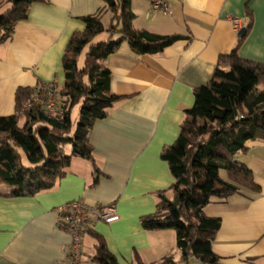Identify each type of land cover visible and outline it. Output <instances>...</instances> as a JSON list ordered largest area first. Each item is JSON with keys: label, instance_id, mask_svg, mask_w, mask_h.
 Wrapping results in <instances>:
<instances>
[{"label": "crops", "instance_id": "obj_1", "mask_svg": "<svg viewBox=\"0 0 264 264\" xmlns=\"http://www.w3.org/2000/svg\"><path fill=\"white\" fill-rule=\"evenodd\" d=\"M168 2L171 15L150 11L149 0H130L132 28L184 39L155 55H137L125 42L103 62L110 71V94L122 100L94 121L88 135L100 172L97 183L93 185L92 163L73 157L49 191L14 198L0 186V264L63 261L71 235L59 228L56 208L72 201L111 206L118 216L113 223L90 224L82 241L81 264H97L92 233L102 236L118 264H137V258L143 264H158L170 256L175 264L182 263L175 232L144 230L140 219L156 212L161 193L171 198L174 178L160 155L176 141L184 111L194 103V89L207 84L218 59L237 46L233 19L240 21V29L251 21L237 48L240 58L264 65V0ZM89 16H97L105 29L112 21L104 0L30 5L27 19L18 22L10 39L0 45V117L15 113L20 88L43 83L63 87L66 45L84 31L82 19ZM110 37L116 39L117 31L104 32L95 41ZM263 89L264 82L258 91ZM63 151L70 154L71 145ZM236 160L250 169L258 190L241 186L204 208L206 217L220 219L212 251L219 257L217 264H264V140L249 142ZM190 260L197 261L191 257L188 264Z\"/></svg>", "mask_w": 264, "mask_h": 264}, {"label": "trees", "instance_id": "obj_2", "mask_svg": "<svg viewBox=\"0 0 264 264\" xmlns=\"http://www.w3.org/2000/svg\"><path fill=\"white\" fill-rule=\"evenodd\" d=\"M43 1L4 0L0 45L10 39L18 22L27 19L30 5ZM104 2L113 15L109 27L105 29L97 16L83 18L84 31L74 34L66 45L62 57L65 82L58 92L56 113L48 115L37 105L22 112V104L31 100L33 93L20 88L15 93V113L0 117V186L9 189L8 197H33L49 191L73 157L92 163L95 185L100 172L93 162L88 135L94 121L103 119L108 109L122 100L110 94V71L103 62L125 42L137 55H155L184 39L135 31L130 0ZM250 27L251 21L237 46L218 59L210 81L194 89V103L184 111L176 141L160 155L174 178L171 198L161 193L156 212L140 219L144 230L175 232L183 264L191 257L201 264L218 262L212 243L220 219L204 214L212 199L223 201L241 186L258 190L250 169L236 160L249 142L264 140V89L258 91L264 82V65L243 60L237 53ZM113 31H117L116 39L95 41L104 32ZM77 106L79 120L73 130L71 114ZM67 144L71 145L70 154L63 151ZM89 232L90 226H86L83 237ZM92 236L96 241L93 260L118 264L102 236ZM136 263L143 264L138 258ZM158 264L175 262L170 256Z\"/></svg>", "mask_w": 264, "mask_h": 264}, {"label": "built area", "instance_id": "obj_3", "mask_svg": "<svg viewBox=\"0 0 264 264\" xmlns=\"http://www.w3.org/2000/svg\"><path fill=\"white\" fill-rule=\"evenodd\" d=\"M169 0H149L150 11L171 15ZM235 31L240 29V21L232 20ZM58 87L53 83H43L32 89V99L22 104V112L33 105L41 106L48 115L57 110ZM58 225L71 235L70 243L65 247V258L58 264H81L83 256V230L90 224L101 221L109 224L116 222L118 216L111 206L87 205L83 201H72L56 208Z\"/></svg>", "mask_w": 264, "mask_h": 264}, {"label": "rangeland", "instance_id": "obj_4", "mask_svg": "<svg viewBox=\"0 0 264 264\" xmlns=\"http://www.w3.org/2000/svg\"><path fill=\"white\" fill-rule=\"evenodd\" d=\"M1 6H5L4 0H0V7ZM111 15H112V13H111ZM106 21L107 20H105V22ZM78 113H79V109L77 107H74L73 110H72V123H73V127L72 128H73V130L75 129L76 124H77V121L79 120V114ZM1 188L3 189L5 187H1ZM178 264H183V263H178ZM190 264H201V263L199 261H192V260H190Z\"/></svg>", "mask_w": 264, "mask_h": 264}, {"label": "water", "instance_id": "obj_5", "mask_svg": "<svg viewBox=\"0 0 264 264\" xmlns=\"http://www.w3.org/2000/svg\"><path fill=\"white\" fill-rule=\"evenodd\" d=\"M245 32H246L245 28H241V29L238 31V36H239V37H243V36L245 35Z\"/></svg>", "mask_w": 264, "mask_h": 264}]
</instances>
